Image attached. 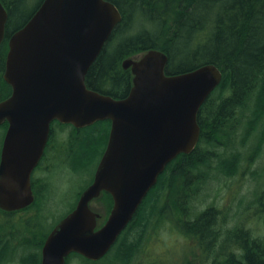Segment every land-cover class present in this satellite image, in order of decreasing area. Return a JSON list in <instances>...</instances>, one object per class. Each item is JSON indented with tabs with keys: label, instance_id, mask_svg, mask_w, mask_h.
Wrapping results in <instances>:
<instances>
[{
	"label": "water",
	"instance_id": "obj_1",
	"mask_svg": "<svg viewBox=\"0 0 264 264\" xmlns=\"http://www.w3.org/2000/svg\"><path fill=\"white\" fill-rule=\"evenodd\" d=\"M7 18L0 2V44ZM120 21L108 0H42L8 39L2 78L11 93L0 100V124L8 123L0 160L1 210L33 202L30 173L53 121L77 129L110 121L93 180L48 233L40 264H65L70 253L94 261L110 250L166 165L195 148L197 113L222 79L213 64L167 75V55L149 49L121 62L132 75L125 97L87 88L86 73ZM103 192L113 205L96 229L99 215L90 203Z\"/></svg>",
	"mask_w": 264,
	"mask_h": 264
},
{
	"label": "trees",
	"instance_id": "obj_2",
	"mask_svg": "<svg viewBox=\"0 0 264 264\" xmlns=\"http://www.w3.org/2000/svg\"><path fill=\"white\" fill-rule=\"evenodd\" d=\"M25 1L0 0L8 13L5 35L0 48L1 99L7 97L11 91L2 78L6 43L11 34L28 21L42 2L40 0L22 23L13 26L12 20L16 11L18 12L17 8ZM108 1L112 2L120 12L121 21L88 69L85 76L87 88L116 99L125 97L132 85V75L129 69L122 68L121 62L149 49H156L167 55L168 61L165 67L167 75L186 73L205 64H213L222 74L221 82L203 102L197 113L200 134L195 148L188 154H179L166 165L158 176L156 184L142 199L131 221L108 253L115 256L114 262H125L140 243L151 217L156 213L165 187H170L176 195L183 193L184 195L179 199L184 200V196L188 197L197 185L205 182L213 157L217 160L218 169L225 174H231L235 170L236 157L232 156L227 160L223 158L225 153L218 154L220 145L225 146L226 150L233 147L234 123L238 121L234 117L235 109L241 108L240 118L245 116L242 123L249 133L248 136L251 137L250 134L256 133L257 144L262 139L264 135V0ZM245 112L248 113L247 116ZM56 124L59 130L71 126ZM71 129L76 135L74 137L76 143L74 138L69 136L67 144L62 145L59 142L57 150L58 153L62 152L65 155L67 147L75 148L74 170H79L89 165L96 157L100 159L107 143L110 121H99L82 129L71 126ZM61 156L62 154H58L59 164L65 162ZM91 182L92 180L77 195H80ZM177 184H181L182 187L178 188ZM43 190L30 210L35 209L38 202L45 200L44 196L50 193L48 185ZM104 197L111 206V196L106 193L101 199ZM262 197L264 202V196ZM172 206L175 212L174 221L181 222V218L176 215L180 212L182 214V206L175 201ZM41 207L36 216L20 217L23 220L19 218L18 222V218L12 214L1 215L2 224L18 227L9 226L13 228L11 231H16L9 233V236H0V263L3 259L11 258L15 254V248L23 253L20 264L40 263V252L28 250L34 247L32 244L37 239V234H33L32 230L40 228L41 221L45 222L50 214L49 208H44V205ZM26 211L28 212L29 209ZM214 219V212L209 209L186 223L188 229L197 234L203 247L210 246L217 240L214 235L216 224ZM49 231L40 241V249ZM238 234L241 235L240 232ZM229 238L232 240L234 234ZM239 240L245 247L244 253L237 257L235 253H231L223 264L264 263V242L260 245L258 241L251 240L250 246L247 247V242L245 244L241 239ZM13 241L15 245L12 246ZM82 261L85 263V260Z\"/></svg>",
	"mask_w": 264,
	"mask_h": 264
},
{
	"label": "rangeland",
	"instance_id": "obj_3",
	"mask_svg": "<svg viewBox=\"0 0 264 264\" xmlns=\"http://www.w3.org/2000/svg\"><path fill=\"white\" fill-rule=\"evenodd\" d=\"M39 2L40 0H26L22 6L17 8L18 12L16 11L13 17L12 25L16 26L22 23ZM244 114L248 115L247 112ZM237 118L238 121L234 123L233 147L231 149L227 148L228 151H222L225 153L223 158L227 160L232 156L236 157L235 170L231 174H225L218 169L217 160L213 157L210 161L211 168L205 182L197 185L188 197L184 196V200L183 198L182 200L179 199L181 195H184L183 193L176 195L170 187H165L156 213L151 217L140 243L134 249L130 258L125 262H114L115 256L108 254L97 264H223L230 256V253L223 248L230 239L228 237L235 232L243 234L244 228L249 230L250 241L256 240L260 245L263 244L264 219H257L249 216V214L254 211L256 200L260 202L263 198L260 193L263 194L264 192V135L257 144L256 133L254 135L250 134L251 137H249L244 123L242 125L245 116L243 118L237 116ZM53 127V134L62 145H66L70 137H76L71 126L62 128V131L56 125ZM56 129L59 131L57 132ZM74 143H76L75 138ZM66 149L65 155L62 152L58 153L62 154L61 157L65 159V162L59 165L55 176L50 181L51 184L48 185L50 193L47 196L43 195L45 200H40L35 209L33 208L16 216L18 222L20 217L32 218L33 215L36 216L43 205L44 208L50 209L46 223L41 221V227L32 230L33 234H37V237L35 236L37 239L32 244L34 247L28 250L29 252H40L39 243L44 239V235L60 217L75 205L79 197L77 193L79 194L82 188L93 178L99 157L93 159L85 168L74 170L76 149L69 147ZM59 158L58 162L61 159ZM177 187L181 188L182 185L177 184ZM106 199V197L102 198V202L106 203L110 209L111 206H109L108 199L107 202L105 201ZM174 201L182 206V214L181 212L178 215L175 214L181 218V222H175L173 219L175 212L172 209V203ZM248 208L250 209L249 212ZM177 209L180 211L179 208ZM209 209L214 212V222L218 224L217 228L219 227L221 237L214 244L200 248V239H198L195 232L188 229L186 223ZM23 218L20 219L23 220ZM174 225L177 227H174ZM10 227L15 228L18 226L10 225ZM10 227L6 226L5 231H0L2 232L0 236H9V233L12 234L16 231H11L13 228ZM149 231L152 232L153 236L147 233ZM225 241H227L226 244L223 243ZM13 245H15V241H13ZM166 249L168 251L164 259L162 250L165 251ZM15 250V254L11 258L3 259L0 264H20L23 253L18 248H15ZM241 254L235 253L236 257ZM152 256L156 257L155 262L150 263L149 258ZM69 264L89 263H84L81 259L72 257L69 259Z\"/></svg>",
	"mask_w": 264,
	"mask_h": 264
},
{
	"label": "flooded vegetation",
	"instance_id": "obj_4",
	"mask_svg": "<svg viewBox=\"0 0 264 264\" xmlns=\"http://www.w3.org/2000/svg\"><path fill=\"white\" fill-rule=\"evenodd\" d=\"M2 43H3V41L0 44V48L2 46ZM7 43H8V41H7ZM7 50H8V46H7L6 51L4 52L5 53V57H6ZM7 97H5V98H7ZM240 109L241 108L235 109V111H234L235 119L237 118V116L240 117V115H239L240 114ZM56 123H58V122L53 121L50 124V129H49L47 142H46L45 147L43 149L42 155L40 156V158L38 159L37 163L32 168V171L30 173V187H31L32 194H33V197H34L33 202L29 206H27V207H25L23 209L17 210V211L8 212V211H4V210L0 209V218H3L1 215H10V214H12L13 216L16 217L20 213L21 214L22 213H26L27 212L26 210H28V209L30 210V208H32L34 206L35 202L37 201V199L39 197V194L42 192L44 187L45 186L47 187V185L51 184L50 181L55 176V174H56V172H57V170L59 168V165H60L59 164L60 162H58V150H57V147L59 145L58 144L59 140L53 134V129H54L53 126L54 125L57 126ZM58 124H60V123H58ZM242 125H243V123H242ZM7 128H8V123L6 121L3 122L2 124H0V160H1V150H2V146H3V140H4V137H5ZM248 140H249V137H248ZM224 150L226 151V147L220 145L219 146V150H218V154H220V152H222ZM103 194H106V192H103L99 198L93 200L90 203V209L93 212H95V213H97L99 215V218L97 219V227H96V229L99 228L105 222L107 216L110 213L112 205H113L112 197H111V208L110 209L108 208V205L106 203L102 202L101 197H102ZM262 196H263V194L261 195V197ZM262 200H263V198H262ZM262 200L260 202L258 200H256L257 203L255 204V209H254V211H252L249 214V216H252V217H255V218L261 219V220L264 219V202ZM75 205H76V203H75ZM75 205H74V207H75ZM73 208H72V210H73ZM249 211H250V209L248 208V212ZM2 223H3L2 219H0V231H3V229L6 228V226H10L9 224H3L2 225ZM217 225L218 224L214 225V230H215L214 231V235H215L216 239L218 240L221 237L220 236L221 234H220V231H219V227L217 228ZM123 231L120 233V235L123 233ZM147 233L152 235L151 231H149ZM233 234H234V238H232V240L229 239L227 244H226L227 241L223 242L224 244H226L223 248H225L227 250V252L230 253V254L231 253H236V252L244 253L245 247H243V245L240 244V242H239L240 240L239 239H241L243 242H245V244L247 242V247H249L250 246L249 241L251 239L250 235H249V230L244 228L243 234L239 235V234H237V232H235ZM120 235L116 239L115 243L118 241ZM153 239H154V237H153ZM217 240H215L214 243ZM115 243L112 245V247L115 245ZM199 246H200V248H204L203 245L200 242H199ZM112 247L110 248V250L112 249ZM110 250L104 256H102L100 259L94 260V261L89 260V259H87V258H85V257H83V256H81V255H79L77 253H70L65 259V264H69V259L72 258V257H76V258H79V259L82 258V260H85V263H89V264L95 263V264H97L98 262H100L102 259H104L108 255ZM40 251H41V249H40ZM167 251H168L167 249L165 251L162 250V256L164 255V259H165L166 255H167ZM40 258H41V256H40ZM155 258H156L155 256L150 257L149 258V261H151L150 263L155 262ZM164 259H162V260H164ZM165 263H167V262H165ZM144 264H149V263H144Z\"/></svg>",
	"mask_w": 264,
	"mask_h": 264
}]
</instances>
